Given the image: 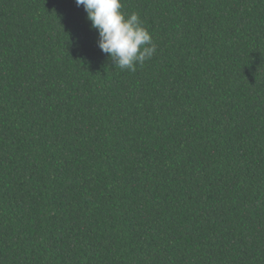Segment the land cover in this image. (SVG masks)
Returning <instances> with one entry per match:
<instances>
[{"label": "trees", "instance_id": "1", "mask_svg": "<svg viewBox=\"0 0 264 264\" xmlns=\"http://www.w3.org/2000/svg\"><path fill=\"white\" fill-rule=\"evenodd\" d=\"M115 68L75 0H0V264H264V0H122Z\"/></svg>", "mask_w": 264, "mask_h": 264}, {"label": "clouds", "instance_id": "2", "mask_svg": "<svg viewBox=\"0 0 264 264\" xmlns=\"http://www.w3.org/2000/svg\"><path fill=\"white\" fill-rule=\"evenodd\" d=\"M83 7L93 30L98 32L97 46L115 68L137 71L157 52L152 34L138 13L123 11L122 0H75Z\"/></svg>", "mask_w": 264, "mask_h": 264}]
</instances>
